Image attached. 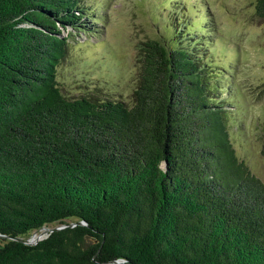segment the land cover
Here are the masks:
<instances>
[{"label": "trees", "instance_id": "1", "mask_svg": "<svg viewBox=\"0 0 264 264\" xmlns=\"http://www.w3.org/2000/svg\"><path fill=\"white\" fill-rule=\"evenodd\" d=\"M82 2L0 0V264H264V182L235 152L205 49L142 41L130 103L65 95Z\"/></svg>", "mask_w": 264, "mask_h": 264}, {"label": "rangeland", "instance_id": "2", "mask_svg": "<svg viewBox=\"0 0 264 264\" xmlns=\"http://www.w3.org/2000/svg\"><path fill=\"white\" fill-rule=\"evenodd\" d=\"M82 1L92 25L91 30L68 28L66 53L56 67L65 95L130 103L142 41L201 46L209 55L210 83L222 89L225 108L231 109L228 128L235 152L264 182V19L255 13V0ZM35 233L39 230L23 237Z\"/></svg>", "mask_w": 264, "mask_h": 264}, {"label": "water", "instance_id": "3", "mask_svg": "<svg viewBox=\"0 0 264 264\" xmlns=\"http://www.w3.org/2000/svg\"><path fill=\"white\" fill-rule=\"evenodd\" d=\"M85 222L83 220H77V221H71V222H68V223H64V224H57V225H53V226H41L39 227L37 230H39V235L37 238H35L34 240H31L30 237H20V236H16L14 237V239L22 242V243H27V244H34L36 243L39 239L45 237L49 232L53 231V230H57V229H60V228H63L65 226H73V225H76V224H84ZM36 230V231H37ZM123 260H114L113 262L114 263H120L122 262Z\"/></svg>", "mask_w": 264, "mask_h": 264}, {"label": "bare ground", "instance_id": "4", "mask_svg": "<svg viewBox=\"0 0 264 264\" xmlns=\"http://www.w3.org/2000/svg\"><path fill=\"white\" fill-rule=\"evenodd\" d=\"M38 235H39V233H35V234L33 235V237L31 238V240H34L35 238H37Z\"/></svg>", "mask_w": 264, "mask_h": 264}]
</instances>
